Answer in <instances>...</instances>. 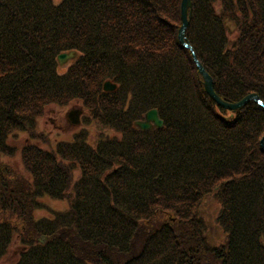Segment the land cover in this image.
<instances>
[{
    "label": "trees",
    "instance_id": "trees-1",
    "mask_svg": "<svg viewBox=\"0 0 264 264\" xmlns=\"http://www.w3.org/2000/svg\"><path fill=\"white\" fill-rule=\"evenodd\" d=\"M180 2L0 0V156L16 154V134L32 140L17 151L27 177L0 161V262L17 240L11 264H264V110L209 98L177 39ZM191 3L186 40L214 91L264 101V0ZM72 100L104 130L95 146L84 132L54 145L37 132L48 105ZM152 108L162 128L138 130ZM44 195L67 209L36 220ZM207 196L220 205L219 246L203 235Z\"/></svg>",
    "mask_w": 264,
    "mask_h": 264
},
{
    "label": "rangeland",
    "instance_id": "rangeland-1",
    "mask_svg": "<svg viewBox=\"0 0 264 264\" xmlns=\"http://www.w3.org/2000/svg\"><path fill=\"white\" fill-rule=\"evenodd\" d=\"M53 3L57 4L58 0H53ZM229 28L232 31L231 37H233L235 35V32L237 31L235 30V25L230 24ZM79 56L80 54L76 52L75 57L73 56L74 58H68L62 64L57 63L58 73L63 74L66 71L67 67L71 65L73 61L76 60ZM258 99L262 100L260 97H258ZM262 109L264 110V108ZM75 110L82 111L79 114V123L76 125H72L67 118V114L68 112ZM42 114L43 115L37 120V132L42 133L49 140V143L51 145H54L55 143L61 141H70L73 136L77 135L80 132H84L87 134V142L92 146H95L97 141L103 140L105 138L102 135L104 130L97 125V122L93 119V116L90 115L88 111L84 110L81 103L77 100H72L64 106L48 105V107L44 110ZM113 133L114 132L112 131L109 132V134ZM263 137L264 134L261 136L259 145ZM30 142H32V140L27 136V134L22 132L11 137L9 139V145L13 147V150H16H14V154H16L12 156L2 155L0 156V161L8 163L15 171H19V173L24 174L23 172H21L22 167L20 165L21 163L17 151H19L21 147ZM41 147L46 149V147L49 148V145L44 144ZM260 150L264 154V141L262 142V146L260 145ZM24 175L26 176V174ZM79 175V170L74 171L73 180L75 181L79 177ZM38 201L40 205L38 204L39 207L34 211V218L36 220L42 218H50L52 217L54 212H62L68 207V202L66 200L54 199L48 195L39 197ZM219 211V203L211 196H207L201 202V206L199 208V214L201 219L203 220V235H205L204 238L207 240V243L211 246H219L220 244H223L226 239V234L216 222V218L218 216ZM18 249L19 244L16 240L9 248L8 255L4 260L0 262V264H11L12 262H14Z\"/></svg>",
    "mask_w": 264,
    "mask_h": 264
},
{
    "label": "water",
    "instance_id": "water-1",
    "mask_svg": "<svg viewBox=\"0 0 264 264\" xmlns=\"http://www.w3.org/2000/svg\"><path fill=\"white\" fill-rule=\"evenodd\" d=\"M191 9V0H181L180 2V26L178 28L177 38L179 43L185 47L186 49L190 50L192 54L193 61L196 65L197 72L202 78V85L206 92V94L211 98V100L220 108L229 110V111H236L240 108H242L245 104H247L250 100L256 101L258 97L255 94H249L244 96L241 100L236 102H226L223 101L214 91L212 79L210 75L204 70L202 65L199 63L197 58L195 57L193 53L192 47L188 44V42L185 40V31L188 27L189 20H190V13L189 10ZM74 56L73 52L69 53H62L57 56V61L62 63L66 61L68 58H71ZM116 85L112 84L110 82H105L103 84V90L106 92H110L115 90ZM262 107L264 108V104H262ZM82 110H75L70 111L67 114V118L69 122L72 125H76L79 123V114ZM134 126L141 130V131H149L152 129H159L163 126V121L159 118L158 112L156 109H151L147 111L144 116L143 120L136 121ZM264 141V137L262 138L260 145L262 146V142ZM262 150V147H261ZM264 188V183H263Z\"/></svg>",
    "mask_w": 264,
    "mask_h": 264
}]
</instances>
